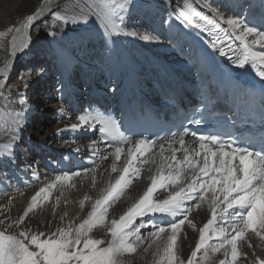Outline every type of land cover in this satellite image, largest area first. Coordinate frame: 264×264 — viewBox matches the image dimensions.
Masks as SVG:
<instances>
[{"label": "snow or ice", "instance_id": "1", "mask_svg": "<svg viewBox=\"0 0 264 264\" xmlns=\"http://www.w3.org/2000/svg\"><path fill=\"white\" fill-rule=\"evenodd\" d=\"M130 6L131 0H89L87 7L78 13L52 11L48 35L55 38L66 30L87 31L89 23L94 21L95 30L106 50L109 42L119 36L158 40L159 36L129 29L126 20ZM202 8L212 15L197 10L193 0H180L172 13V22L194 27L213 37L208 41L212 50L226 57L235 69L241 70L238 72L240 76L255 70L264 89V19L258 26L235 14L226 16L211 3L203 4ZM35 21V14L28 15L22 28L31 29ZM164 22L168 23V20ZM7 32L19 33L21 28H8ZM4 35L0 32V37ZM24 39L30 40L31 36ZM24 39L21 40V50ZM16 51V36L13 35L11 55L15 56ZM229 51L232 55H228ZM8 67L5 60L4 67L0 68V76H3L0 79V98L5 100L3 107L9 118L6 142L0 143V163L7 160L15 164V149L25 138L31 108L24 94L18 98L19 107L11 105L12 89L6 84ZM41 71L28 69L18 77L25 90L30 86V78L39 76ZM57 90L63 93L62 88ZM110 90L115 91L114 88ZM58 103L57 112L61 120L67 117L70 122L58 128L56 135L65 131L92 133L87 145L88 160L95 166L58 174L54 181L31 197L27 209L17 219L7 223L9 218L0 219V226H3L0 230V264H124L126 255L135 254L141 248L147 253L153 245V264H264V135L260 137L259 147L252 140H242L231 133L198 131L187 126L155 140L142 135L137 139L126 134L122 123L111 115L85 109L77 113L73 120L63 99ZM204 107L207 108L206 103ZM225 115L230 122H235V114ZM189 123L200 125L202 119ZM261 132L264 133V127ZM186 137L190 139L186 140ZM63 143L68 144L69 141ZM71 143H77L75 137ZM100 144L105 148L102 153ZM157 145L158 153L153 152ZM74 151L79 153L80 148ZM178 152L182 153L179 157ZM149 153L152 155L149 156ZM98 154L101 161L113 158L111 173L118 175L114 178L109 176L107 183L99 188L96 198L85 192L79 207L83 211L85 203L89 202L90 211L82 219L76 217L79 223L70 219L64 227L58 226L55 230L50 227L51 221L43 229H33L25 223L29 214L41 207V200L49 199L57 185L75 187L74 178L81 177L82 173H92L91 188L97 189L96 169L99 165L95 157ZM122 157L123 164L118 166ZM143 165H150L146 170L149 183L118 218L113 216L109 219V209L120 200L134 180L140 179ZM22 170H32V176L39 180L31 162L25 160ZM2 174L7 178L6 172ZM161 190L167 195L164 196ZM158 192L160 195H157ZM56 203H60L59 197ZM205 204L211 218L199 228L194 250L185 258L178 238L184 232L185 224L194 231L197 229L189 217L194 209H200ZM67 216L68 213L64 212L60 220L64 221ZM13 228L15 231L10 232L9 229ZM100 228L106 238H93V230ZM143 229H148L146 234ZM254 238H258L259 243H254ZM145 241L149 243L142 247ZM217 254H222L223 258L217 261Z\"/></svg>", "mask_w": 264, "mask_h": 264}, {"label": "bare ground", "instance_id": "2", "mask_svg": "<svg viewBox=\"0 0 264 264\" xmlns=\"http://www.w3.org/2000/svg\"><path fill=\"white\" fill-rule=\"evenodd\" d=\"M63 1L0 0V32L5 33L3 37H0V68L4 67L5 60H7L9 67L6 84L13 80L9 85L12 89L11 105L19 107L18 98L20 94H24L31 108L24 132L25 138L15 149L16 163L13 164L7 160L0 163V219L9 218L6 219V223L22 215L31 202V197L47 183L54 181L58 174L95 166L88 160L87 145L90 143L92 133L65 131L56 135L58 128H63L66 123L70 122L67 117L61 120L57 112L58 102L61 99H63L68 115L73 120L77 113L84 111L87 107L103 113L99 102H104L108 109L107 115L115 118V106L120 103V100L123 97L134 98V85L148 94H154L155 84L162 81L164 83L180 81L186 88H194L196 75L201 72L205 74L208 70L210 55L218 60L220 67L225 65L223 57L217 51L212 50L208 43L213 37L207 36L194 27L172 22L174 20L172 13L180 0H131L126 20L129 29L134 28L141 34L148 32L159 36V39L145 41L140 36L114 37L113 41L109 42L107 50L96 31L66 30L53 38L48 35L51 27L45 31L41 28L43 22L49 18V11L56 10ZM76 1L79 11L87 7L89 3V0ZM195 1L201 7L205 3H211L219 7L226 16L235 14L246 18L250 23L264 19L262 0ZM246 4L247 8L244 7ZM234 8L239 10H234ZM202 9L212 15L207 9ZM33 14L36 15L33 27L24 30L22 25L26 17ZM166 19L168 23L164 22ZM90 23L95 26L94 21ZM224 26L227 27V25ZM18 27L21 28L19 33L7 32L8 28ZM13 35L16 36L15 56L11 55ZM29 35L30 40L24 39ZM22 39H24V47L21 50ZM28 69L34 71L42 69V71L39 76L33 75L30 78L28 81L30 86L25 90L23 82L18 77ZM16 71L20 72L16 74ZM0 79H3V76H0ZM43 82L44 84L37 90L36 96L31 101L32 90ZM58 88L63 89L62 94L57 90ZM112 88L115 89L114 92L110 90ZM85 94L86 97H84ZM4 104L5 100L0 98V143L6 142L5 131L9 120L5 115ZM73 137L77 140L75 144L71 143ZM64 141H69V143L64 144ZM77 147L80 148L79 153L74 151ZM174 147L178 148L179 145H174ZM104 151V145L100 144V152ZM153 152H159L158 145ZM180 155L182 153L178 152L177 156ZM112 159L109 157L108 160L101 161L99 154L95 157L99 165L96 169L97 189L91 188L92 173L88 172L86 175L82 173L81 177L74 178L75 187L70 184L57 185L52 190L49 199L41 200V207L35 209L34 213H30L25 223L30 224L33 229H43L49 226L48 222L51 221L52 230L58 226L64 227L70 219L79 223L76 217L79 216L82 219L90 211L89 202L85 203L83 211L79 207V201L85 192L96 198L99 196V188L107 183L109 176L114 178L118 175V173H111ZM25 160L33 164L39 180L32 176V170L28 172L22 170ZM122 164L123 157L118 162V166ZM149 166L143 165L144 171L140 179L134 180L120 200L109 209V219L113 216L118 218L122 211L132 203V200L142 194L144 187L149 183L146 179L148 175L146 170ZM151 167L155 168V165ZM5 172L7 178L2 174ZM161 192L164 196L167 195L164 190ZM157 195H160V192ZM58 197L60 203L57 205ZM64 212H67L68 216L61 221L60 216ZM189 218L197 225V229L194 231L185 224V230L178 238L182 256L185 258L194 250L199 238V228L207 223L211 214L207 212L205 204L200 209H194ZM0 230H3V226H0ZM9 231L14 232L15 228ZM147 231L148 229L142 230L145 234ZM91 235L97 239L106 238L102 228L94 229ZM148 243L149 241H145L142 247H146ZM254 243H259L258 238H254ZM154 249L155 245L147 253L143 252L142 248L138 249L137 253L126 255L123 258L124 264H153ZM256 251L260 252L259 249ZM222 258V254H217V261Z\"/></svg>", "mask_w": 264, "mask_h": 264}, {"label": "rangeland", "instance_id": "3", "mask_svg": "<svg viewBox=\"0 0 264 264\" xmlns=\"http://www.w3.org/2000/svg\"><path fill=\"white\" fill-rule=\"evenodd\" d=\"M74 3H75V4H74ZM76 3H77L76 0H64L61 4L58 5L59 7H57L56 10H59V11H61L62 13L65 12V11H67L68 13H78V12H79V9H78V4H76ZM246 3H247V2H246ZM244 7L247 8V4H246V6H244ZM246 8H245V9H246ZM56 10H54V11H56ZM234 10H239V9L234 8ZM244 12H245V10H244ZM51 13H52V10L49 11V17H50V15H51ZM240 14H241V13H240ZM242 14H243V13H242ZM43 23H44V24L42 25L41 28L44 29V31H45V30H48V27H51V23H52V21L48 18V19H47L45 22H43ZM87 27H88V30L96 31V30H95V26L91 25V23H89V25H88ZM57 31H58V30H57ZM37 38H38V37H37ZM19 72H20V71H16V74H18ZM98 77L100 78L101 75L99 74ZM95 80H96V78H95ZM12 81H13V80L8 81L7 85L9 86V85L11 84ZM42 84H44V82L38 84V86H36L35 89L32 90V92H31V96H30L31 101H33V98L36 96L37 90L41 88ZM82 92H83V93H86V94L88 93V92H84V91H82ZM86 94H85L84 97H86ZM85 101H86V104H87V100H85ZM46 105H49V103H46ZM87 109H89V107H87ZM42 116H43V115H42ZM45 119H46V118H45Z\"/></svg>", "mask_w": 264, "mask_h": 264}]
</instances>
